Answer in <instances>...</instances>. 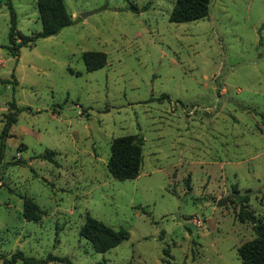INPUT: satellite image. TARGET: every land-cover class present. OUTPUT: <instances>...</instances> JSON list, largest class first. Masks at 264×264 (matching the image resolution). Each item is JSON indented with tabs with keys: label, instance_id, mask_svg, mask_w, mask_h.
<instances>
[{
	"label": "rangeland",
	"instance_id": "rangeland-1",
	"mask_svg": "<svg viewBox=\"0 0 264 264\" xmlns=\"http://www.w3.org/2000/svg\"><path fill=\"white\" fill-rule=\"evenodd\" d=\"M63 1L72 25L15 58L0 0V137L11 104L19 110L0 138V264L18 252L244 264L238 249L256 235L240 211L264 217V0H212L207 18L180 24L170 21L177 0ZM11 3L21 34L42 32L36 0ZM86 52L106 53L105 68L88 72ZM129 135L144 138L143 163L121 181L107 164ZM26 200L41 220L25 219ZM88 216L129 239L96 253L80 234Z\"/></svg>",
	"mask_w": 264,
	"mask_h": 264
},
{
	"label": "trees",
	"instance_id": "trees-1",
	"mask_svg": "<svg viewBox=\"0 0 264 264\" xmlns=\"http://www.w3.org/2000/svg\"><path fill=\"white\" fill-rule=\"evenodd\" d=\"M212 0H177L170 21L173 23H189L203 20L209 16ZM37 8L42 24V32L33 36H24L18 31L17 15L12 6L11 0H7L10 9V31L9 53L18 58L22 47H33L38 39L58 35L63 29L72 25L73 20L68 13L63 0H36ZM86 70L94 72L105 68L108 56L104 52H86L83 54ZM13 112L6 115L7 122L3 128L1 141L9 137L13 124L16 123L19 110L16 104H11ZM144 138L139 135H129L116 138L111 145V157L107 168L109 173L118 180H131L139 177L143 163ZM4 145L0 147V160L2 159ZM55 153L48 152L41 156L44 160L54 162ZM238 201L241 204H248L249 196H240ZM43 211L32 200H26L24 205V217L28 221H39ZM242 222H250L253 225L256 237L243 244L238 249V255L244 264H264V217L257 218L254 212L242 208L240 211ZM81 236L87 239L96 253H106L129 239L128 231L124 229L115 230L101 221L88 216L86 223L81 230ZM22 260L24 264H49L53 261H60L71 264L68 258H60L49 255L46 259H35L26 257L22 252L14 254L11 260H5L4 264H16Z\"/></svg>",
	"mask_w": 264,
	"mask_h": 264
},
{
	"label": "water",
	"instance_id": "water-1",
	"mask_svg": "<svg viewBox=\"0 0 264 264\" xmlns=\"http://www.w3.org/2000/svg\"><path fill=\"white\" fill-rule=\"evenodd\" d=\"M87 16L86 14L84 15V17ZM237 197L235 195H231L229 197H226V198H223V199H220L218 202H217V206L218 207H221V206H224L226 205L228 202H230V200L232 199H236Z\"/></svg>",
	"mask_w": 264,
	"mask_h": 264
}]
</instances>
